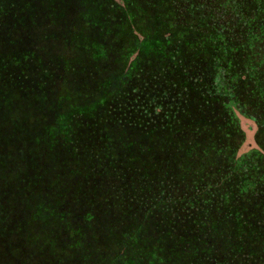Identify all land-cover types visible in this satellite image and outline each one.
<instances>
[{
	"label": "trees",
	"instance_id": "16d2710c",
	"mask_svg": "<svg viewBox=\"0 0 264 264\" xmlns=\"http://www.w3.org/2000/svg\"><path fill=\"white\" fill-rule=\"evenodd\" d=\"M0 264H264V0H0Z\"/></svg>",
	"mask_w": 264,
	"mask_h": 264
},
{
	"label": "rangeland",
	"instance_id": "374dc122",
	"mask_svg": "<svg viewBox=\"0 0 264 264\" xmlns=\"http://www.w3.org/2000/svg\"><path fill=\"white\" fill-rule=\"evenodd\" d=\"M240 120V126L246 135V139L239 149V156L249 152L252 149H258L259 146L256 141L257 124L251 117L241 114L239 111H235Z\"/></svg>",
	"mask_w": 264,
	"mask_h": 264
},
{
	"label": "flooded vegetation",
	"instance_id": "af4514ba",
	"mask_svg": "<svg viewBox=\"0 0 264 264\" xmlns=\"http://www.w3.org/2000/svg\"><path fill=\"white\" fill-rule=\"evenodd\" d=\"M231 6H234V4H233V5H231Z\"/></svg>",
	"mask_w": 264,
	"mask_h": 264
}]
</instances>
